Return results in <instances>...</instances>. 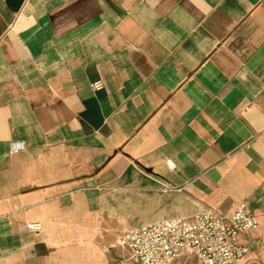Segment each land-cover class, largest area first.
<instances>
[{"label": "crops", "instance_id": "0c3cea01", "mask_svg": "<svg viewBox=\"0 0 264 264\" xmlns=\"http://www.w3.org/2000/svg\"><path fill=\"white\" fill-rule=\"evenodd\" d=\"M241 202L264 264V0H0V264H138L133 226Z\"/></svg>", "mask_w": 264, "mask_h": 264}, {"label": "built area", "instance_id": "2783aa9c", "mask_svg": "<svg viewBox=\"0 0 264 264\" xmlns=\"http://www.w3.org/2000/svg\"><path fill=\"white\" fill-rule=\"evenodd\" d=\"M100 80L92 83L96 90L102 88ZM23 141H12L10 153L23 150ZM170 168L171 159L166 160ZM260 218L246 202L236 205L231 214L209 207L193 215H181L135 225L122 238L130 253V259L138 264H171L176 258L196 254L197 264H234L249 247L240 243L242 235L256 229ZM30 231H39V221L27 223Z\"/></svg>", "mask_w": 264, "mask_h": 264}, {"label": "rangeland", "instance_id": "374dc122", "mask_svg": "<svg viewBox=\"0 0 264 264\" xmlns=\"http://www.w3.org/2000/svg\"><path fill=\"white\" fill-rule=\"evenodd\" d=\"M204 208H209L208 206H205Z\"/></svg>", "mask_w": 264, "mask_h": 264}]
</instances>
